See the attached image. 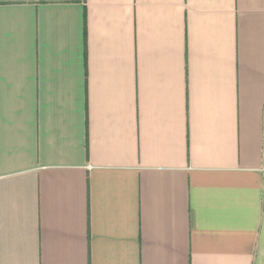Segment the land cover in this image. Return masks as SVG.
<instances>
[{
    "label": "crops",
    "instance_id": "crops-1",
    "mask_svg": "<svg viewBox=\"0 0 264 264\" xmlns=\"http://www.w3.org/2000/svg\"><path fill=\"white\" fill-rule=\"evenodd\" d=\"M0 264H264V0H0Z\"/></svg>",
    "mask_w": 264,
    "mask_h": 264
}]
</instances>
